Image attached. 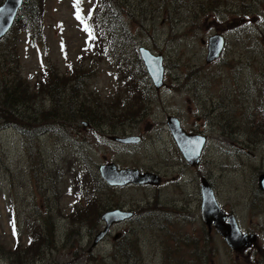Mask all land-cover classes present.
<instances>
[{"label":"rangeland","instance_id":"1","mask_svg":"<svg viewBox=\"0 0 264 264\" xmlns=\"http://www.w3.org/2000/svg\"><path fill=\"white\" fill-rule=\"evenodd\" d=\"M103 1L43 0V24L32 37L14 24L0 40V75H20L35 92V110L52 109L51 91L39 87L47 76L57 89L77 84L81 98L72 107L85 112L58 126L63 135L34 140L0 118V264H264V0H118L134 35L120 51L92 31ZM216 34L225 50L207 65ZM142 47L163 56L159 90ZM139 63L146 73L134 76ZM93 113L95 121L84 120ZM170 116L186 133L208 130L197 167L184 162ZM46 118L39 123L59 120ZM130 136L140 141H113ZM104 163L162 181L110 187L99 173ZM202 178L256 244L235 251L215 229L208 234ZM108 210L136 218L114 223L94 246Z\"/></svg>","mask_w":264,"mask_h":264},{"label":"trees","instance_id":"2","mask_svg":"<svg viewBox=\"0 0 264 264\" xmlns=\"http://www.w3.org/2000/svg\"><path fill=\"white\" fill-rule=\"evenodd\" d=\"M42 2L43 0H25L22 10L17 16L14 27H17L19 30H25L28 35L32 37V30H38L43 24V16L45 13ZM102 5V15L96 19L99 15L96 14V21L94 20L91 24L92 31L101 41L109 44L108 48L120 51L125 48L124 42L134 40L130 24L123 18V8L125 9V5H120L118 0H104ZM124 55L125 53H122V55L118 57L123 58ZM132 73L134 76L146 73L143 64L139 63L137 73ZM9 74V77H12L9 80L0 75V118L4 121L2 126L14 127V129L18 130L27 140H34L39 134L41 135L49 131L59 137V133H62V129L64 130V128L58 126L74 123L85 113L80 108L75 110L72 107L73 104L71 99L73 97L81 98L79 90L76 88L77 84L73 86L72 89L66 84L61 85L57 89V84L53 82L58 80L46 76L43 82L39 84V87H42L41 90L48 87L51 91L52 109L37 111L33 107L36 103L35 101L33 102L35 92H31L30 86L20 78V75L14 74L12 70H9ZM70 91L72 92L70 93ZM70 95L72 96L71 98ZM91 112H95V110ZM94 116V113L92 115H87L84 117V120L95 121ZM46 117L49 119L53 117L59 119L57 121H52V125L57 126L53 127L50 122L39 123V121L46 120ZM55 132H58V134H55ZM60 135H63V133ZM17 241H19L18 238Z\"/></svg>","mask_w":264,"mask_h":264},{"label":"water","instance_id":"3","mask_svg":"<svg viewBox=\"0 0 264 264\" xmlns=\"http://www.w3.org/2000/svg\"><path fill=\"white\" fill-rule=\"evenodd\" d=\"M24 0H6L0 7V40H2L12 29L18 11ZM225 38L221 34H216L209 39L206 64L217 61L225 49ZM140 57L144 63L148 75L150 76L156 90L164 87V64L163 56H156L150 50L142 47L139 50ZM168 127L173 135L176 144L185 158L193 167L200 164L201 152L205 146V138L201 136L188 135L181 127L180 120L170 116L167 120ZM118 141L131 144L140 141L137 137L118 139ZM100 173L104 181L110 186H126L134 184L138 186H158L161 178L152 173L142 174L138 169L118 170L115 165L103 166ZM259 188L264 192V174L259 177ZM202 206L201 216L203 222L208 226L214 223L216 231L224 238L229 247L235 251H241L256 244V235H249L242 232L234 215H227L220 207L215 192L206 178L201 179ZM131 212L109 211L102 216L105 229L100 232L94 241L96 246L107 235L114 223L131 219Z\"/></svg>","mask_w":264,"mask_h":264},{"label":"flooded vegetation","instance_id":"4","mask_svg":"<svg viewBox=\"0 0 264 264\" xmlns=\"http://www.w3.org/2000/svg\"><path fill=\"white\" fill-rule=\"evenodd\" d=\"M216 111H217V108L213 111V113H212V115L213 116H216ZM197 121L200 123V122H203V123H205V122H207L206 121V118H200V117H198L197 118ZM181 123V122H180ZM201 124V123H200ZM204 125H202L201 124V127H203ZM208 129V128H207ZM185 131V130H184ZM171 132V131H170ZM172 134V133H171ZM187 134L188 135H194V136H205V137H207V139H208V137H209V134H208V130L206 131V134L204 135V134H202V133H200V132H193V133H190V131L189 132H187ZM173 136V135H172ZM130 137H132V136H130ZM127 138H129V137H113V141L114 142H116V143H119V144H122V145H134V144H125V143H122V142H120V141H118V139H127ZM142 140V139H141ZM182 160H184L183 159V157H182ZM184 162H187V161H184ZM183 162V163H184ZM188 163V162H187ZM115 165L116 167H117V169L118 170H128V169H134V170H137V169H135V168H121V167H119L118 165H116V164H114V163H108V164H106V163H104L103 165H101L100 167H99V173H100V169H101V167H103V166H107V165ZM189 164V163H188ZM184 165H185V163H184ZM190 165V164H189ZM191 166V165H190ZM193 167V166H192ZM195 167H197V166H195ZM139 170V169H138ZM142 174H144V173H148V172H143V171H141V170H139ZM101 176V175H100ZM101 179L103 180V178L101 177ZM104 181V180H103ZM161 181H162V179H161ZM105 182V181H104ZM106 183V182H105ZM107 184V183H106ZM108 185V184H107ZM160 185V184H159ZM108 186H110V185H108ZM128 186H138V185H134V184H129V185H126V186H115V187H120V188H122V187H128ZM147 186V185H146ZM110 187H112V186H110ZM142 187V186H141ZM150 187V186H149ZM153 187H156V186H153ZM125 210V209H124ZM124 210H122V211H124ZM228 216L229 215H232V214H229L228 212H226L225 210H223ZM106 212H109V210L108 211H106ZM106 212H104V213H106ZM128 212V211H127ZM103 213V214H104ZM132 214H133V216L131 217V219H129V220H126V222H128V221H130V220H133V219H135L136 218V216L134 215V212H131ZM201 219H202V216H201ZM124 223H125V221H123ZM205 224V223H204ZM206 225V224H205ZM206 230H207V232H208V234L209 233H211L212 232V230H214L215 229V227H214V223L211 225V227H208L207 225H206ZM216 230V229H215Z\"/></svg>","mask_w":264,"mask_h":264},{"label":"snow or ice","instance_id":"5","mask_svg":"<svg viewBox=\"0 0 264 264\" xmlns=\"http://www.w3.org/2000/svg\"><path fill=\"white\" fill-rule=\"evenodd\" d=\"M80 2H81V0H77V6L80 4ZM81 17H80V15L78 14L77 15V19H80ZM87 30V29H86Z\"/></svg>","mask_w":264,"mask_h":264},{"label":"bare ground","instance_id":"6","mask_svg":"<svg viewBox=\"0 0 264 264\" xmlns=\"http://www.w3.org/2000/svg\"><path fill=\"white\" fill-rule=\"evenodd\" d=\"M100 175H101V173H100ZM102 177V176H101Z\"/></svg>","mask_w":264,"mask_h":264}]
</instances>
